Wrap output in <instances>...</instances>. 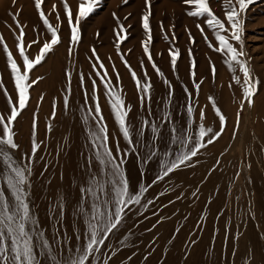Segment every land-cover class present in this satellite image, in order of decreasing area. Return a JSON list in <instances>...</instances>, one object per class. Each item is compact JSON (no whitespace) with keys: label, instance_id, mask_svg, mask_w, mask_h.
Wrapping results in <instances>:
<instances>
[{"label":"snow or ice","instance_id":"snow-or-ice-1","mask_svg":"<svg viewBox=\"0 0 264 264\" xmlns=\"http://www.w3.org/2000/svg\"><path fill=\"white\" fill-rule=\"evenodd\" d=\"M224 2L226 6L224 8V20H222L214 14L210 7V0H184V3L189 6L186 13L189 17H205L204 23L212 31L218 46L209 41L201 24L197 23L196 27L208 43V47L221 54L228 71L233 73L232 80L240 86L242 92L243 99L240 102L242 110L245 101L248 107L253 106V97L259 91L260 85L258 77L253 75L250 66L251 57L245 51L242 15L246 14L250 5L255 4L257 0H224ZM62 3L70 28L68 55L71 57L73 46L80 40L79 25L81 21L100 7L102 0H78L75 18L67 0H62ZM124 3L127 4L128 0H124ZM34 7L39 20L50 37L42 43L38 49V54L34 58L26 54L25 25L19 22L18 13L12 14V18L19 30L18 35H16L15 46L22 59V65L17 63L13 52L9 50L3 37L0 36V44L3 45V52L6 55V66L10 71L16 91V100L13 101L5 89L4 95L7 98L9 114L7 117L0 114V183H2V186H0V264H110V261L117 256L118 252L130 246L131 237L135 235L134 232L129 230L127 234L119 239L117 245L114 246L111 242V238L116 237L125 228L128 216L133 212L137 216H144L149 207L156 203V199L165 195L166 192L174 190V188L166 187L165 191L160 192L156 198L146 199L149 190L154 185L165 181L166 178L170 180L171 175L177 171L196 167L202 150L216 143L223 135L227 120L216 106L213 98L209 97V100L212 101L215 116L218 117L219 121L217 131H213L211 127H205L203 123L205 113L201 110L199 113L200 123L193 132L192 128L195 123L193 119L194 108L189 103L186 105V129L182 131L173 125L166 146L161 147L164 144V136L161 131L163 123L160 125L155 122L150 123L148 119H144L137 129V138L134 142L129 119L131 106L126 105L118 87L119 74L116 78L117 84L114 85L111 79L108 78L107 70L100 61L95 48H93L92 56L96 58L100 69H104L103 75L101 76V73L97 71V76H100L101 83L104 85L112 115L128 147L121 150L119 143H117L115 154L109 147L108 128L102 114L99 98L96 95V81L93 80L91 99L95 107H87L82 116L83 124L88 126L86 135L90 148L89 155L85 157L83 174L79 177L80 184L77 186L79 199L74 202L75 211L72 213L71 235H69L68 225L65 223L66 201L68 199L66 195L60 196L55 203L50 204L48 207L49 215L47 218L50 221V229L42 226L39 215L34 210L31 197L33 164L40 148V144L37 143L36 139V114H33L31 154H24L19 160L14 156V152L19 150L20 147L15 140L14 123L28 106L29 89L42 79L37 77L36 80L30 81L29 73L46 61L49 54L61 43V37L59 35V25L53 26L46 17L44 11L46 0H34ZM52 10H56V5L52 6ZM112 15L117 22V27L113 29V32L116 37L115 47L119 54L120 45L128 38V33L125 26L120 23V18L115 13ZM151 16L152 0H145V10L141 16V27L145 39L142 40L141 46L157 75L163 77L164 74L153 61L150 51L152 40ZM74 19L75 22H73ZM57 20H60L59 15H57ZM160 29L167 40L168 36L164 31L163 21L160 22ZM172 38L175 39L174 34ZM189 40L195 43L190 32ZM40 43L39 39H34L30 44H27V47L31 48L32 45ZM169 55L172 70L175 72L180 55L179 50L170 49ZM189 57L191 60V75L195 77L196 62L191 59V50H189ZM121 59L128 67L136 84L137 92L140 94L141 107L143 108L147 104L148 114L151 116L152 84L147 72L144 73V82L142 83L141 78L131 69L123 55H121ZM141 67L143 68V62H141ZM93 70H96L95 65H93ZM211 71L213 78H215L216 68L214 64L211 65ZM237 71L242 74L243 81H241L240 76L235 74ZM65 75L69 80V88L66 91L70 93L71 74L66 72ZM83 79L81 74V86H83ZM163 83L168 88L167 106L172 103L173 89L168 80L164 79ZM231 86L230 84L229 87ZM194 87L199 91L201 84L194 81ZM0 88H3L2 83H0ZM184 91L191 100L192 93L187 88ZM88 99V93L85 91V105L88 104ZM68 104L69 97L66 95L64 98L65 111L68 109ZM81 111L84 112V109ZM55 116L56 105L53 104L52 118L54 119ZM90 120L95 123L94 127L89 125ZM163 122L172 123L170 112L164 113ZM239 125L240 113L238 112L233 138H235ZM146 128H150L152 134L147 144L144 143ZM48 130L51 131L50 125ZM139 148L146 149L144 155H140ZM133 153L137 155L142 168L147 169L153 161H155L158 168L156 176L148 184L143 181L146 172L141 171V180L135 189L130 184L125 168L127 158ZM219 163L220 161L217 159L216 164ZM248 167L250 168V165ZM45 170H47V164ZM210 171H215V167ZM41 175H43V172ZM237 176H239V172H237ZM197 192L198 189L192 193V196L197 197ZM180 198V196H177V199ZM252 216L254 218V214ZM162 222L163 218L158 220L157 224ZM155 227L154 224L152 228ZM151 230L150 228L147 231ZM176 231L178 232L179 229ZM225 238H227V229ZM152 243H155V240ZM169 243H172V241L170 240ZM194 243L195 241L192 242V244ZM235 251L234 248L233 254H235ZM127 259L131 260L132 257L129 256ZM147 259L148 256H145L144 260ZM247 259L251 264L254 256L248 255Z\"/></svg>","mask_w":264,"mask_h":264},{"label":"bare ground","instance_id":"bare-ground-1","mask_svg":"<svg viewBox=\"0 0 264 264\" xmlns=\"http://www.w3.org/2000/svg\"><path fill=\"white\" fill-rule=\"evenodd\" d=\"M14 3H15L14 0H0V36L3 37L4 43L7 44L9 50L13 52L14 58L17 60V63L22 65V59L20 58L17 48L15 46L16 35H18L19 30L16 28V24L13 21L12 14L18 13L19 22L22 25H25L26 54L30 55L31 58H34L38 54V53L35 54V51H37L36 49H39L42 43L45 40L49 39L50 37L47 31L45 30V28L43 27L41 21L39 20L37 11L34 7L31 6L28 10L26 8L24 9V6L22 7L21 4H16L15 6H13ZM212 36L213 37H211V39L215 38L214 35ZM34 39H39L41 43L34 45V47L32 45L31 48H28L27 44H30ZM184 47L183 50L185 51L184 54H186V56L185 55L183 56H185L186 60H188L189 58H187V56L189 55V53L187 55L186 49H184ZM206 47L207 46H205L203 49L204 54L201 52L205 57H203L200 54L201 59L203 58L204 60L199 61L200 63L198 64L197 67V71H196L197 73L195 79L191 75V60L189 59L187 63L181 61L182 65L178 68L179 69L178 72L179 75H181L182 72L184 73V75H181L180 78L184 79L185 82H182L183 80L181 81L179 79L180 80L179 83L180 82L185 83V86L182 87L177 85L176 87H172L173 97H172V103L170 105L166 106L168 88L166 86L164 87L163 80L162 78H160L158 79L159 87H157V97H156L157 103L156 105H154L155 106L154 109L151 110V116H149L148 114V105H146V108L144 107L145 109H143L142 111L140 110L135 111V114H139L140 117L139 127L141 126V123L144 119H148L150 123L155 122L158 125L163 123V127L161 128V131L164 136V144L161 145V147H164L167 145V142L170 138V134H171L170 129L173 125L181 129L182 131L186 129V125H187L186 105L189 103H191V105L194 108L193 119L195 123L193 124V128H192L193 132H195L197 125L200 123L199 113L201 110H203L205 113V120L203 121L205 127H211L213 128V131H217L219 129L218 117L215 116V111L212 107V101L209 100V97H212L216 103V106L221 110L222 114L225 115L226 117L227 124L225 131L221 136V138L216 143H214L213 145H209L206 149L202 150V154L198 157L199 163L196 165V167L180 170L173 173L171 175L170 180L169 178H166L165 181L154 185L146 194V199H154L159 194V191H161L160 189L161 188L163 189V187H165L166 184H172L174 186L175 188L174 192L172 191L171 195L167 194L170 196L165 198L163 197L161 200V201H167V200L169 201L170 197L171 199L177 196L181 197L178 200V202L174 204V207L172 208L170 207V209L167 210L168 215L169 213L173 214V216L171 215L172 221L170 223L167 222L160 226H156V228L154 229L151 235L143 234V231L146 228L152 226L153 224L152 215H154V213L159 212L160 209L158 208L159 202L158 199H156V203L149 207V209L144 213V216H137L135 213L133 214L131 213L127 218V224L125 228L122 229L121 232L127 234V232L131 230L132 232L135 233V235L131 237V244H133L135 242V239H137L140 242V244L143 245L153 235L157 234L161 236L166 231L168 232V234L164 235V237L162 238L163 240L167 238V236L171 237L172 234H174V236H177L175 234H180L181 232L182 235L185 234L184 233L185 228L181 226L182 224L179 223L180 220H182L183 218L185 222L186 221L188 222V224L187 222L186 224L188 226L190 225L191 226L190 228L195 230L198 227L192 225H194L198 217L201 216L200 228L202 229L204 234L203 239L205 244L193 246V251L192 252L189 251L190 253H188V255L185 254V257H183L184 253L181 250H179V246L180 248L181 246H184L181 245L184 244V241L182 242L180 240L178 242H175L170 247V249H172L173 252H172V256H170L169 264L196 263L200 260L199 256L207 252L209 246L212 247L213 251L215 252L216 258L217 256L222 257L223 256L222 254L224 253L227 244L226 243L227 239L224 242L225 247L222 243V239L224 237L225 222L224 220H221L220 225L218 224L219 226L215 228L214 226V220H216L215 215H217V213L219 212V208L223 198L225 197L224 195H226L225 193L227 188L230 185H234V183L236 184V165H238L239 171L242 172L245 169V165L247 167L248 165H250L249 172H251V177L249 178V180L251 179L253 181L255 188L253 189V191H250L251 209H250V213L247 214L246 216V227H245V233L243 234L244 239L242 237L243 240L241 241V245H240L241 254L239 255V257L243 256L247 258L248 255H253L254 259L251 261V264H264V247L261 248L260 245L258 244V240H260V238L264 243V170H262L263 173L261 174H259L256 171L257 170L256 160L259 159V163L260 162L263 163L264 153L261 155L256 154L257 155L256 158L254 157L256 155L250 151L251 148L249 150L246 147L247 150H245L244 148L239 147L238 148L240 151L239 154L241 153L243 156H245L246 159L244 160L243 165H242V161L241 163H238L236 156V151H238V149L236 148V139L238 137H242L241 136L242 134H240V129H238L235 138H233V130L236 127V118H237L236 99L239 95L242 94L241 88L239 85H236L233 82L232 80L233 73L228 71L227 66L224 63L223 57L220 56L221 54L219 56L216 55L215 53L212 54V51L210 52V49L209 50L207 49L208 50L207 51ZM167 62L168 61H166V63ZM167 64H169V62ZM213 64L215 65L216 68L215 78H213L211 71V65ZM161 66L159 68H161ZM165 66L164 69L167 71L166 73L170 74L174 72L171 68L172 67L171 65H170L171 67L167 65L168 66L167 68H165ZM250 66L253 75L255 76L253 65L251 64ZM170 68L173 72L170 71ZM45 70L50 71L51 69L46 68ZM58 70L59 69H57L55 72H59ZM235 74L240 76L241 81H243V76L241 73H239V71H237V73ZM194 81L195 83L201 84L199 91L195 89ZM0 83L3 84V88H0V114L7 117V115L9 114V108L7 104V98L4 95V91L5 89L7 90L8 96L11 97L13 101L16 100V91L14 88V83L11 78L10 71L6 66V55L3 52L2 44H0ZM230 84L232 85L231 87H229ZM68 88L69 87H50L52 93V97H51L52 103L57 106L56 118L54 119V121H50L48 117L49 112L46 104H41L39 106L40 110L38 111L37 110L38 108L34 104V101L28 102L29 104L27 106V110L26 111L24 110L21 113L20 117L17 118V121L14 123V131L16 133L15 140L20 146L19 150H17V158H16L19 160L24 154H29V155L31 154L30 150H31L33 114L34 113L36 114V123H37L36 139H37V143L40 144V148L36 154V159L33 164V167H36L37 169L36 172L31 177V181L33 184V187L31 189V197L34 204V210L39 215L41 225L50 229L51 227L50 221L47 218L49 215L48 207L50 204L55 203L60 196L66 195L68 199L66 201L65 223L68 225L69 235H71L72 213L75 211L74 202L79 199V192L77 186L80 184L79 177H81V175L83 174L82 170L83 167L85 166V157L89 155V148H90V144L86 135V128L88 126L83 124L82 116L86 112L87 107L91 106L94 108L95 105L91 99L92 90L90 89L84 90L80 87H70L71 91L69 93L66 91ZM185 88H187L188 91L192 93L191 100H189L188 96L186 95L184 91ZM263 88L264 87H262V89ZM259 89H260L259 91L263 93L260 94H262L264 97V91L261 90V87ZM85 91H87L89 97L87 105H85ZM260 94L258 93L257 97L261 96ZM66 95H68L69 97V104L67 109L68 118L62 121L61 111L63 110L64 107V98ZM96 95L99 98L102 114L108 128L109 147L112 149L113 153L115 154L117 143H119V147L121 150L126 149L128 145L119 131L116 121L112 115V111L109 106V103L104 104L100 100L101 98H105L104 91L98 89L96 90ZM122 96L124 100H126V96L124 94ZM262 103L264 104V101ZM138 107L140 108V106ZM82 109H84V112L81 111ZM257 109L259 112L256 111V113L259 114L258 118L260 122H258V125L257 124L256 125L258 127V131L260 132V134H262L260 138V140H262L264 139V105L261 104L260 106L259 104H257ZM165 112L171 113L172 116L171 124L163 122V117ZM253 113H252L253 116L251 115V117L254 119L255 116H258V114H255V112ZM260 117H262V119H260ZM129 119L131 121V117ZM49 125L51 126V131L48 130ZM89 125L94 127L95 123L90 120ZM255 132L254 131L252 133L243 132V134L248 136L250 134L253 135ZM132 133H133L132 134L133 140L135 142L137 138V130H133ZM151 135L152 134L150 128H146L145 137H144L145 144H147L148 141L151 139ZM247 136H244L243 139L244 140L248 139L249 137ZM240 140L242 139L240 138ZM253 148L254 147H252V151L254 150ZM139 152L140 155L142 156L145 154L146 149L139 148ZM41 157H43V159H41ZM217 159H219L220 161L218 165L216 164ZM46 164H47V170H45ZM258 166L260 167V165ZM213 167H215V171H210V169H212ZM125 168H126L127 177L133 189L136 188L138 182H140L141 180V176H140L141 171L146 172V175L143 177V181L145 184L150 183L152 179L156 176L158 171L155 161L151 162L148 165L147 169L142 168L141 162L137 159V155L135 153L131 154L127 158ZM42 172L43 175H41ZM0 186H2V183H0ZM197 189H198L197 192L198 198L192 196V193L196 192ZM230 189L228 190L230 191ZM234 198L236 199V197ZM230 199L232 198H229V200ZM209 201H211V203H209ZM186 204L187 206L190 205L192 209L190 210L189 207L186 206ZM164 205L168 207L167 203ZM252 214H254V218ZM220 215L222 214L220 213ZM240 215L238 216L240 217ZM240 220L241 221L243 220L242 217ZM234 221H235V224L233 225L234 227L232 226L233 227L232 228L230 226L232 228L230 235H232V233L234 232L233 230H235L236 232L237 224H236V220ZM177 229H179L178 232L176 231ZM190 234H192L191 231ZM160 240L155 242L156 243L155 245L158 246L155 251L157 253V256L158 254L159 255L162 254V250H160V248L163 247V245L161 242L162 240L161 241ZM111 242L113 243V245L118 244V240L115 239V237L111 238ZM247 242H250V246L246 244ZM131 244L130 246L124 249L122 254L124 257H129L131 255L132 247H133ZM222 249H224L223 253H222ZM140 260H132L130 261L131 263L130 262L129 263L139 264ZM246 262L247 264H249L248 259Z\"/></svg>","mask_w":264,"mask_h":264},{"label":"rangeland","instance_id":"rangeland-1","mask_svg":"<svg viewBox=\"0 0 264 264\" xmlns=\"http://www.w3.org/2000/svg\"><path fill=\"white\" fill-rule=\"evenodd\" d=\"M14 2L15 3L13 4V6H15L16 4H21L22 7L24 6V9L26 8L29 10L31 6L34 7V0H14ZM67 3L70 5L71 10L74 14V18H75V13L77 12L78 0H67ZM53 5H56L55 11L52 10ZM225 6L226 5H225L224 0H210V7L214 11V14L222 20H224ZM144 10H145V0H128L127 4L124 3V0H102L100 7H98L86 19L81 21L79 25L80 40L76 45L73 46V54L71 57H69L68 49L70 46L69 45L70 28H69L67 16L64 12L62 0H46V7H44L46 17L49 19L50 23L53 26L59 25V35L61 37V43L55 47L54 51L49 54L46 61L42 63V65H38L36 68L32 70V72H30L29 74L30 81L36 80L37 77H41L42 79H40L37 84H34L29 89L30 98L28 102L34 101V104L38 108L37 109L38 111L40 110L39 106L41 104H46L48 112H49L48 117L50 121H54L56 116L54 119L52 118L53 103H52V98H51L52 93H51L50 87H69V80L67 79L65 75L66 72L71 74L70 87H80L84 90H88V89L92 90V82L93 80H95L96 90L100 89V90H103L105 93L104 85L101 83L100 76H97V71H99L102 76L104 73V69H100L99 64L96 62V58L92 56V49L95 48L97 55L100 58V61L103 63L104 68L107 70L108 78L111 79L114 85L117 84L116 78H117V74H119L120 79L118 82V87L121 90V94L123 93L126 96V100H125L126 105L131 106V112L129 114V118L131 117V121H130L131 126H132L131 131L137 130L139 128L140 117H139V114H135V111H138V110L142 111L143 109L146 108L147 104H145L144 106L145 108L141 107L140 94L137 92L136 84L132 79V76H131V73L128 67H126L124 62L122 61L121 55H123L124 59L128 61V64L131 66V69L136 72L137 76L141 78L142 83L144 82L143 81L144 73L145 71L147 72V75L150 78V82L152 84L151 110H153L155 107L154 105H156L157 103V99H156L157 87H159L158 79L162 78V80L166 79L168 80V82L170 81L171 83L170 82L169 83L172 85V87H176L177 85L184 87L185 83H182V82H185V81L184 79L180 78V76L184 75V73L182 72L183 73L182 74L180 72L181 75H179L178 68L182 65V62L187 63V61L190 59L188 55L189 50H191V53L193 52L191 59L196 60L195 61L196 62L195 71H197L198 64L200 63L199 61L204 60L203 58L201 59L200 54L203 57H205L203 55L204 54L203 49L205 46L208 47V43L204 40V37L201 35L199 29L196 27L197 23L201 24V27L205 29V34L208 36L209 41L211 43H214L216 46H218L217 42L215 41V38L211 39V37H213L212 36L213 33L211 30L207 28L206 24L204 23L205 17H199V18L189 17L186 14L187 11L189 10V6L184 3V0H152V16L150 18V25L152 28V40L150 43V51L153 57V61L155 62L157 67L159 68L163 64L161 68L159 69L161 71L163 70L162 72L164 74L163 77H158L156 71L152 67V64L148 61L147 56L144 54L142 46H141L142 40L145 39V34L141 27V16ZM113 13H115L116 16L120 18V23H122L125 26V28L127 29V33H128V38L120 45L119 54L115 47L116 37L114 35L113 29L117 27V22L113 18V15H112ZM57 15H59L60 17L59 21L57 20ZM242 15H243V20H244L245 51L248 53V56L251 57L250 65L251 64L253 65L255 77H258L260 81L259 88L261 87V90L264 91L263 90L264 88L262 89V87H264V0H257L255 4L250 5L247 13L242 14ZM125 17H127V19H125ZM161 21H163L164 31L165 33H167V36H168L167 40L164 38V34L161 32V29H160ZM73 22H75V19ZM189 32L191 33L195 43H192L189 40ZM97 33H99V35H97ZM173 34L175 36V39L172 38ZM185 45H187L188 47ZM236 46L239 47L238 45ZM183 47L184 49H186V53L188 55L187 58H189L188 60H186V57H185L186 54H184L185 51L183 50ZM207 47H206V50L210 49V52L212 51V54L215 53L218 56L220 55V53H217L213 51L211 48H207ZM170 49H178L180 53L178 61H177V66H176L177 69L175 73L171 70L172 67L170 66L171 65L170 55H169ZM36 50L37 51H35V54L38 53V49ZM166 61H168L170 65L167 64L168 62L166 63ZM141 62H143V68L141 67ZM93 65L96 66L95 71L93 70ZM167 65L171 67L170 71L173 73H170V74L166 73L167 71L164 69V66L165 68H167L168 67ZM46 68L51 69L50 70L51 72L46 71L45 70ZM57 69H59L58 70L59 72H55ZM81 74L83 75V78H84L83 86H81ZM193 78L195 79L196 76ZM179 79L183 81L179 83L180 81ZM165 86L167 87V85L164 84V87ZM258 93L260 94L262 92L258 91L257 94L253 97L252 107L254 109L252 107H248L247 102L245 101L244 107L241 110L240 102L243 99L242 94L239 95L236 99L237 100L236 101V107H237L236 116H237V113L239 112L240 113L239 129H240V134H242L241 135L242 137H238L236 139V148L238 149L239 147H241V148H244L245 150H247V148L250 150L251 148L250 151L255 155L256 154L261 155L264 153V139L260 140L262 134H260V132L258 131L257 125H258V122L260 121L258 118L259 114L256 113V111L259 112L257 109V104H259L260 106L261 104L264 105L262 103L264 101L263 100L264 97L262 95L263 93L260 94L261 96L257 97ZM41 97H43V99H41ZM100 100L104 104H108V99H107L106 94H105V98H101ZM138 106H140V108ZM24 110L26 111L27 107ZM56 110H57V106H56ZM61 112H62L61 119L62 121H64L68 118V111H65L63 107V110ZM253 112H255V114H258V116H255L254 119L251 117V115L253 116L254 114ZM260 119H262V117H260ZM251 121L253 122V125ZM253 131L254 132L256 131L253 135L250 134L247 136L243 134V132L252 133ZM244 136L249 137L248 138L249 140L248 139L244 140L243 139ZM240 138L242 140H240ZM245 141L247 142V144ZM251 146L254 147L253 151H252ZM239 152L240 151L238 149V151H236L237 161L238 163H241L242 161V165H243L244 160L246 158L241 153L239 154ZM257 155L254 157L257 158ZM14 156L15 158H17V150L14 152ZM256 163H257L256 171L259 174L263 173L262 170H264V161L263 163L261 162L259 163V159H258L256 160ZM258 165H260V167ZM33 169H35L33 172L34 174L37 168L33 167ZM249 171H250V168L247 167L246 165H245V169L243 170V172L239 171L238 165H236V184L234 183V185H230L229 187L231 189L228 187L226 190V193H225L226 195H224L225 197L223 198L222 203L219 208V212L222 215H220L219 212L217 213V215H215V219L218 220V221L214 220L215 228L220 225L221 220H224L225 222L224 237L222 239V243L225 247L224 242L227 239L226 240L227 244L225 247V251L224 249H222V253L224 251V253L222 254L224 257L217 256L216 258L215 252L213 251L212 247L209 246L207 252L199 256L200 260L193 264H211V263L212 264H225V263L226 264H247L246 262L247 258L243 256L242 257L240 256L241 257L240 258L239 255L241 254V247H240L241 241L244 239L243 234L245 233L246 216L247 214L250 213V209H251L250 208L251 207L250 191H253V189L255 188L253 181L251 179L249 180V178L251 177V172ZM237 172H239V176H237ZM166 185L165 187H163V189L162 188L160 189L161 191H159V193L164 192L166 187L169 188L170 186V188H174L172 184H166ZM228 189H230V191ZM172 191L174 192V190ZM172 191L166 192L165 195L159 197L158 199V202H159L158 208H160L159 212L156 213V215L157 214L158 215L157 216L155 214L152 215L153 224H155L156 226H160L167 222L170 223L172 221L171 219H172L173 214L169 213L168 215L167 210H169L170 207L171 208L174 207V204H176V202H178L179 199H177V197H175L176 199L175 198L171 199L170 197L169 198L170 202L168 200L161 201L163 197L164 198L169 197ZM233 192L235 196L233 195ZM167 194H170V195H167ZM234 197H236V199ZM229 198H232V199L229 200ZM166 203L168 205V207L166 206L167 208L164 205ZM187 207H189L190 210L192 209L190 205ZM235 213H236V216H235ZM218 214L220 215V217ZM238 215H240V217ZM241 217L245 221L243 220L241 221L240 220ZM161 218H163V222L159 223L158 225L157 221L161 220ZM234 220H236V224H237L236 232L235 230H233L234 232L232 233V235H230V232L232 228L234 227L233 225L235 224ZM183 221H184V218L180 220L179 223L182 224L181 226L185 228V232H184L185 234H183L184 236L181 234L182 233L181 232L180 234H175L177 236H174V234H172L171 237L172 238L175 237L174 239H172L170 236L169 237L167 236V238L163 240L162 238L164 237V235L168 234V232L166 231L161 236L157 234L153 235L143 245L140 244V242L137 239H135V242L131 244L133 246L132 252L130 255L132 259L128 260L127 257H124L122 255L125 249L124 248L120 252H118L117 256L114 257L112 261H110V264H121V262H123V264H130L131 263L130 261L140 260V259L141 260L139 264H169V259H170V256H172V252H173V250L170 249V247L175 242H178L180 240L182 242L184 241V244H181L184 246H181V248L179 246V250H181L184 253L183 257H185V254L188 255V253L193 251V246L204 245L205 243L203 239L204 234H203L202 229L200 228L201 216L198 217L197 221L194 223V225H192V226H196L199 228V229L196 228L195 229L196 231L191 229L190 225L189 226L187 225L188 224L187 221H186L187 224L185 221H184L185 223ZM152 226H150L149 228H146L143 231V234L151 235L154 229L156 228V227L151 228ZM228 226L229 227L233 226V227L229 228ZM227 227L229 230L227 229ZM150 228L152 230L147 231ZM226 229L228 231L227 238H225ZM190 231L192 234H190ZM125 234L126 233L121 232L115 237V239L119 241V239H121ZM237 237L239 238L236 239ZM153 240H155V242L159 240L162 242L163 247L160 248V250H162L161 255L158 254L157 256V253L155 251L158 246L155 245L156 243L152 244ZM170 240L172 241V243H169ZM193 241H195V243L197 242L198 244L197 243L196 244L194 243L195 245L191 244ZM149 243L152 245H150ZM246 244L250 246V242H247ZM258 244L260 245L261 248L264 247V243L262 242L261 238L260 240H258ZM234 248L236 250L235 254H233ZM145 256H148V259L146 261L144 260Z\"/></svg>","mask_w":264,"mask_h":264}]
</instances>
